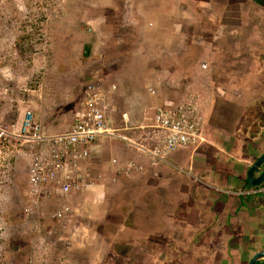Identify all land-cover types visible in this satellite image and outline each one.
<instances>
[{
    "label": "crops",
    "instance_id": "obj_1",
    "mask_svg": "<svg viewBox=\"0 0 264 264\" xmlns=\"http://www.w3.org/2000/svg\"><path fill=\"white\" fill-rule=\"evenodd\" d=\"M186 2L191 15L187 14L189 10L182 1L163 0L158 5L162 10L159 7L153 10L152 24L146 26L140 41L137 36L118 41V34L112 35V42L90 36L93 47L89 59L94 61L93 66L97 65L100 74L86 75L84 80L86 85L89 83L86 79L100 82L110 98L108 110L112 127L120 129L121 135L134 142L145 143V137L157 134L151 127L155 107L174 110L180 105L186 106L188 117L203 122L204 141L199 146L179 148L164 161L154 162L146 153L121 139L99 138L91 159L83 166V173L92 186L84 192L73 193L68 199L55 198L47 203L51 209L71 205L74 208L71 215L60 222L49 217L48 211L31 220L25 217L27 206L19 212L16 224L22 231L16 234L29 232L27 225L32 222L36 224L33 228L42 229L40 234H45L46 229H64L63 237H57L52 247L39 250L41 262L53 263L55 251L63 247L73 256L72 260L60 256L54 263L74 261L76 264L77 256L85 255L88 264L108 261L117 264L122 251L113 246L119 243L123 249L126 246L120 241L122 238L117 239L124 235L115 234V229H121L123 223L128 225L125 228L138 231L145 220V216L135 217L138 210L151 212L156 223L157 231L138 234L142 243L145 238L152 239L151 243L156 246L152 251L154 260H161L162 246L172 247L177 254L174 260L179 264H184V258H195L197 249L201 255L205 253V241L211 238L214 240L211 244L215 245L218 239L217 234L206 233L209 231L204 227L206 224L230 225L235 229L244 223L241 232L235 230L234 239L228 245L221 243L223 256L202 260L204 264H232V261L248 264L256 253L264 251V179L259 185L249 183L251 169L264 155V8L253 0ZM198 17L200 21L193 26ZM204 20L208 23L201 26ZM95 45L100 48L96 49ZM118 48L121 58L114 57L120 51ZM135 53L144 63L138 68L140 75L125 73L123 76L122 73L132 67ZM78 77L80 82L76 88L84 84L80 72ZM82 101L76 103L77 108ZM125 113L127 122L123 119ZM70 122L55 132L69 130ZM16 160L18 164H26L23 170L27 181L25 198L29 201V164L21 158ZM130 165H133L130 172H124ZM263 172L264 164L257 167L253 178L259 179ZM180 176L183 180L174 183ZM14 180L15 177L11 178L12 182ZM161 189L174 197L171 208L164 211L159 201ZM121 194H124L122 200ZM131 197L137 200L134 207H129ZM109 200L113 204L106 208L103 203ZM119 207L127 222L112 226L111 215L117 214ZM214 207L218 210L216 222L209 220ZM124 208H127L126 214ZM93 214L95 219L90 221L105 215L106 227L88 224L90 217L86 216ZM160 221L161 229H157ZM165 224L167 228H163ZM178 229H185L184 233L173 234ZM38 236L32 237V245L40 246L36 244Z\"/></svg>",
    "mask_w": 264,
    "mask_h": 264
},
{
    "label": "rangeland",
    "instance_id": "obj_2",
    "mask_svg": "<svg viewBox=\"0 0 264 264\" xmlns=\"http://www.w3.org/2000/svg\"><path fill=\"white\" fill-rule=\"evenodd\" d=\"M120 1L124 4L122 6L121 15L123 18L122 27L126 28L129 25L128 28L131 29V33L130 31L120 32L117 30V33L116 30L113 31L114 23L111 15L113 13L110 11L118 10ZM162 1L163 0H0V55L2 52L4 55V50H1L5 47L6 51L8 48L12 50L13 56V58L12 56L9 58L11 60L10 63L4 62L3 57L0 56V122H8L9 119L7 118L15 111H18L20 115L30 110L33 112L34 117H36L38 121L40 120V123L45 128L50 127L53 133H55L57 128L61 129L62 127H66L70 122L68 118L73 115L72 111L73 108L76 107V103L78 101L80 103L83 99V90L86 85L84 77L86 75H95L96 77L100 74V70H97V65L93 66L94 61L89 59L90 54H87V52L92 53L90 49L93 47L90 44L89 37L94 36L98 41L105 39L104 41L106 42H112V35L115 37L116 34H118V36L121 34L123 37L125 32L128 40L137 36L140 41L141 35L146 32V26L152 24L153 10L157 9ZM179 1H182L183 5L189 10L187 14L191 15L188 2L185 3V0H176L178 3ZM189 1L192 2V0ZM183 8V6L180 7V10H183ZM107 11H109V13ZM89 20H93V22H89ZM136 21H139V24H137ZM196 21L199 22L200 17L194 19L193 26H195ZM206 23L208 22L204 20L201 26H204ZM119 40L121 41V38L118 39V41ZM21 41H24L21 47L22 50L15 46L17 42ZM85 44L91 47L85 50ZM126 45L127 42L124 44V47ZM95 47L96 49L100 48L98 45H95ZM117 52L118 54L114 55V57L122 56L121 50ZM86 55H88L87 58L85 57ZM105 57L106 56L103 55V58ZM85 61L88 62L85 63ZM132 64L130 69L122 73L123 76L125 73L128 75H140L138 73V68L143 67L144 63L138 53H135ZM78 72H80V77L82 74L84 84H80L79 87L76 88L80 82ZM134 79L138 81V78ZM86 80L90 82L94 79ZM96 83L98 82L96 81ZM39 116L40 119H38ZM14 145L15 148L13 146H8L7 148H9V150L0 147V177L2 172H6L5 170H1L2 167H5L4 165H6V170L11 174L13 166L10 167L7 163L11 162L10 160L15 155V151H19L20 153L17 158H21L24 161L26 160V162L29 160L28 155H25V151L27 150L23 151L22 148L18 147L19 145H17L15 141ZM21 167H23L24 170L26 164L23 162L20 168ZM25 176L24 180L26 181ZM182 177L183 176L177 177L174 183H180L183 180ZM194 184L199 185L200 183L194 182ZM2 186L3 188H1ZM8 189L4 187L3 182H0V264H32L30 260L37 261L36 258H38L37 262L42 264L41 260H39V257H41L38 255L40 254L39 250L52 247L57 237H63L65 233L64 229L63 227L59 229H46L45 234H40L42 229L33 228L36 224L32 222L27 225L30 229V234L23 235L26 230L16 234L19 232L20 226L18 227L19 224H15L14 222L19 220V209L22 208L24 200L20 201L18 196H14L11 201H7L8 197L6 196H8ZM169 194L170 192L165 189L160 190L159 201L162 211L172 206L174 197H170ZM123 196L124 194H121L119 196L120 199L123 198ZM191 197L193 198L194 195L191 194ZM78 202H76V205L80 204ZM110 202L111 200L106 201L103 205L109 208L113 204ZM136 202V197L129 198V207H134ZM179 202L180 199L177 197V203ZM132 203H134V205ZM71 207L73 208V206ZM120 209L121 207L117 209V214L111 215L113 219L111 221L112 226H114V223L119 226L121 221L127 222L126 217L124 214L122 215ZM126 209L127 208H124L125 214L127 213ZM212 210L213 213L211 217L209 216V220L216 222L218 220L216 215L218 212L217 207H214ZM137 213L138 216L135 214V217H139V215L145 216V220L140 223L141 226H138V231L125 228L124 226L128 225L123 223L121 229H115V234L119 233L124 235V237L118 236L117 239L122 238L120 241H123V244L126 246L123 249V247L118 246L120 243L114 244L113 247L115 250L122 251L119 252L121 256L117 258V264H179V262L174 260V256L177 254L172 251V247L168 246H162L160 248V261L153 259L152 251L156 249V246H153L151 243L150 240L152 239L145 238L142 243L140 242L141 240H138V234H140V231L144 233L147 231H157L156 227H154L156 223L153 221L151 212L143 213L142 210H138ZM25 217L27 220L31 219L27 216V213ZM86 217L87 219L90 217V219L87 220L88 224L92 225L94 223L92 226L102 225L106 227L107 218L105 215H99L97 221H90L95 219V214H93L92 217ZM161 224L162 221L158 223L157 229H161ZM231 225L233 227L235 226L233 224ZM243 225L244 223L234 229L230 225L217 226L215 224H206L204 227L209 229L206 233L217 234L218 239L215 245L218 244L219 246L212 245L211 243H213L214 240L208 238L204 243V246H206L205 253L201 255L200 250L197 249L196 257L193 259L192 257L191 259L184 258V264H204L202 260L220 257L221 254L222 257L224 254L222 252L224 247L221 243L223 244L226 242L228 245L229 242L234 239L235 230L237 229L236 232H241V226ZM163 228H167L166 224ZM184 230L185 229H178L177 232L175 231L173 234H183ZM50 231H53V234H50ZM37 234H39V236L36 244L40 246L32 245V238L29 241V237H33L34 239ZM133 234L135 236H131ZM153 234L154 233H152V235ZM126 235L130 236L126 238ZM24 236L25 239L17 240L18 237L20 239L21 237L24 238ZM65 240L66 239H64V241ZM50 241L51 245H49ZM20 242L23 243H21V246H18ZM98 264H100V262ZM232 264H235V261H232ZM259 264L264 263L260 262Z\"/></svg>",
    "mask_w": 264,
    "mask_h": 264
},
{
    "label": "built area",
    "instance_id": "obj_3",
    "mask_svg": "<svg viewBox=\"0 0 264 264\" xmlns=\"http://www.w3.org/2000/svg\"><path fill=\"white\" fill-rule=\"evenodd\" d=\"M150 91L155 93L153 89ZM109 100L108 93L101 85L90 83L80 107L72 115L70 128L66 131L53 133L30 110L23 113L15 123L0 122L1 147L8 150V146L15 148V141L23 151L29 148L25 152L29 157L31 198L26 210L28 217L39 214L54 197L68 199L72 193L83 192L92 186L83 173V166L91 159L92 149L99 138L121 139L146 153L154 162L164 161L179 148L199 146L204 141L203 122L188 117L186 106L180 105L174 110L163 106L155 107L151 127L157 130V134L145 137V143L134 142L121 135L120 129L112 127L108 115ZM123 119L127 122V113L123 114ZM18 155L19 151H15L13 158ZM132 166L123 171L129 173ZM73 211L71 205L64 204L55 207L50 217L62 222Z\"/></svg>",
    "mask_w": 264,
    "mask_h": 264
},
{
    "label": "trees",
    "instance_id": "obj_4",
    "mask_svg": "<svg viewBox=\"0 0 264 264\" xmlns=\"http://www.w3.org/2000/svg\"><path fill=\"white\" fill-rule=\"evenodd\" d=\"M254 2L258 3L260 6H262L264 8V0H253ZM119 8L118 10L114 11V10H111L110 12H112L113 14L112 15V19H113V23H114V26L116 28V30H119L120 32L121 31H125V32H129V28H125V27H122V9H123V5L122 2L120 1L119 3ZM109 13V11H107ZM129 30V31H128ZM125 32H124V36L122 37V35L120 34L119 35V38H127V36L125 35ZM29 36V35H28ZM24 41H21V42H17L15 46H17L20 50H22V46H23V43ZM85 50L86 49H89L91 46L89 45H85ZM4 50V55H3V52L1 53V57H3V60L4 62L6 63H10L11 60L9 59L11 56H12V50H10L9 48L5 49V47H3V49L1 51ZM87 52V51H86ZM87 54H90V52H87ZM86 58L88 57V55L85 56ZM13 58V56H12ZM75 105V104H74ZM76 111V107L73 108V112ZM7 119H9L8 122H5L4 124H7V123H12L17 120H19V112L18 111H15L13 112V114L10 115V117H8ZM2 143H0V147H1ZM18 159V158H16ZM15 158H11V162H8L7 165L8 166H13V169L11 171V174L6 170V165H4L5 167H2L1 170H5L6 172H2V175L0 177V182H3L4 183V187H6L9 191H8V200L7 201H11V199L14 197V196H18L19 200H24V203H23V206L22 208L19 209V212H22L23 209L28 206L29 204V201L26 200V190H27V181L24 180V171H23V167L20 168L21 164H18L19 162L16 160ZM17 161V162H16ZM21 169V171H20ZM16 179V181L14 180V182L11 181V178ZM26 178V176H25ZM6 183V184H5ZM3 188V186L1 187ZM16 204V203H15ZM18 221H15L14 223L16 224ZM19 231H22V228L20 227ZM29 232H25V235L28 234ZM30 234V233H29ZM24 235V234H23ZM32 237H29V241ZM22 239H25V236L24 238H20L18 237V240H22ZM24 242V240H23ZM23 242H20V244H18V246H21V243ZM26 243V242H25ZM30 244V243H29ZM63 247H59L57 249V251H55V255L56 256V259L53 260V263L51 264H58V263H54L56 262L57 258L60 257V256H64L65 258H68L69 260H72V255L67 253L66 251L62 250ZM78 260L76 261V264H88L87 261L85 260L86 256L85 255H81V256H77ZM30 260V259H29ZM32 261V264H39V262L37 261H33V260H30ZM260 262H264V261H259L257 264H259ZM69 264H75L74 261H68ZM43 264V262H42ZM46 264V263H44ZM106 264H113L112 261H108V263Z\"/></svg>",
    "mask_w": 264,
    "mask_h": 264
},
{
    "label": "water",
    "instance_id": "obj_5",
    "mask_svg": "<svg viewBox=\"0 0 264 264\" xmlns=\"http://www.w3.org/2000/svg\"><path fill=\"white\" fill-rule=\"evenodd\" d=\"M264 164V155L261 157V159H259V161L255 164V166L251 169L250 173H249V183L251 185H259L263 179H264V172L263 175H261V177H259V179H254L253 178V174L254 171L257 169V167H261ZM259 180V181H258ZM255 181V182H253ZM264 259V251L258 252L256 253L251 260L249 261L248 264H256L259 260Z\"/></svg>",
    "mask_w": 264,
    "mask_h": 264
},
{
    "label": "clouds",
    "instance_id": "obj_6",
    "mask_svg": "<svg viewBox=\"0 0 264 264\" xmlns=\"http://www.w3.org/2000/svg\"><path fill=\"white\" fill-rule=\"evenodd\" d=\"M90 83H95V84H99V83H96V82H89L87 85H86V88H87V86L90 84ZM99 85H101V84H99ZM102 86V85H101ZM86 88H85V90H86ZM84 96H85V92H84ZM74 113V112H73ZM71 118H72V116H71ZM48 128H50V127H48ZM51 131V130H50ZM30 187V186H29ZM88 190V189H87ZM86 191V190H85ZM78 191H76V192H74V193H77ZM80 192V191H79ZM84 192V191H83ZM29 193V192H28ZM73 194V193H72ZM30 196V195H29ZM55 198H57V197H54V199ZM30 203H31V198H30ZM29 203V204H30ZM29 204H28V206H29ZM27 206V207H28ZM27 207H26V209L25 210H27ZM55 208V207H54ZM54 208L53 209H51L50 208V206H49V204H48V206L46 207V206H44L43 207V209L41 210V212L39 213V214H37V215H34V216H32V217H30L31 219H33L35 216H39V215H41V213H43L44 211H48V213H49V217H50V215H51V212L54 210ZM27 213V212H26ZM31 219H29V220H31ZM36 260L38 261V258H36Z\"/></svg>",
    "mask_w": 264,
    "mask_h": 264
},
{
    "label": "flooded vegetation",
    "instance_id": "obj_7",
    "mask_svg": "<svg viewBox=\"0 0 264 264\" xmlns=\"http://www.w3.org/2000/svg\"><path fill=\"white\" fill-rule=\"evenodd\" d=\"M261 252V251H260ZM264 260V259H263Z\"/></svg>",
    "mask_w": 264,
    "mask_h": 264
}]
</instances>
